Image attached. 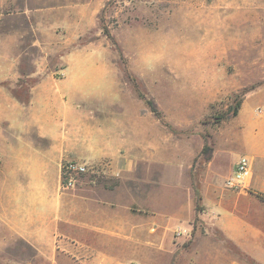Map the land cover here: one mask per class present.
Instances as JSON below:
<instances>
[{
	"label": "crops",
	"instance_id": "0c3cea01",
	"mask_svg": "<svg viewBox=\"0 0 264 264\" xmlns=\"http://www.w3.org/2000/svg\"><path fill=\"white\" fill-rule=\"evenodd\" d=\"M95 11L92 0L61 4L54 25L62 29L38 42L42 54L27 73L19 58L0 57L7 240L20 238L47 264H264V110L246 96L206 144L182 140L177 148L165 135L171 146L163 147L155 128L125 113L111 52L89 41L62 53ZM55 54L64 65L50 69L47 57ZM100 76L108 84L95 82ZM20 78L33 79L26 101L12 92ZM241 155L251 174L231 188L226 179ZM68 161L87 171L64 189Z\"/></svg>",
	"mask_w": 264,
	"mask_h": 264
},
{
	"label": "rangeland",
	"instance_id": "374dc122",
	"mask_svg": "<svg viewBox=\"0 0 264 264\" xmlns=\"http://www.w3.org/2000/svg\"><path fill=\"white\" fill-rule=\"evenodd\" d=\"M69 1L0 0V57L19 58L22 73L31 71L42 54L38 42L62 29L54 19ZM92 1L91 26L62 53L89 41L93 50L111 52L125 113L137 114L142 128H155L163 147L171 146L165 135L177 148L182 140L202 144L206 134L228 126L230 107L246 96L264 110V0ZM47 60L50 69L64 65L56 54ZM94 80L108 84L105 77ZM32 81L20 78V89L12 92L26 100ZM138 92L156 106L160 118ZM33 255L20 238L7 240L0 221V264H47Z\"/></svg>",
	"mask_w": 264,
	"mask_h": 264
},
{
	"label": "built area",
	"instance_id": "2783aa9c",
	"mask_svg": "<svg viewBox=\"0 0 264 264\" xmlns=\"http://www.w3.org/2000/svg\"><path fill=\"white\" fill-rule=\"evenodd\" d=\"M87 171L85 165L76 162H63L61 164V186L68 189L74 186L78 175ZM251 174V161L246 155H241L236 164L232 175L226 179V185L231 188L243 187L245 180Z\"/></svg>",
	"mask_w": 264,
	"mask_h": 264
},
{
	"label": "trees",
	"instance_id": "16d2710c",
	"mask_svg": "<svg viewBox=\"0 0 264 264\" xmlns=\"http://www.w3.org/2000/svg\"><path fill=\"white\" fill-rule=\"evenodd\" d=\"M139 97L144 100V102L147 104V106L150 108L151 112L154 113L155 116H157L158 118H160V113L157 110L156 106L148 99L145 98V96L141 93L138 92ZM26 101V100H24ZM240 101H238L234 106H231V115L234 116L236 115L238 108L240 106ZM161 120V119H160ZM262 198L264 199V195L262 196ZM197 208H199V204L196 205Z\"/></svg>",
	"mask_w": 264,
	"mask_h": 264
}]
</instances>
